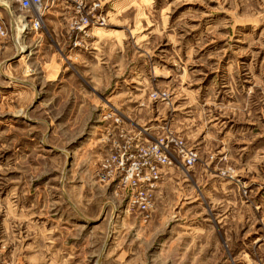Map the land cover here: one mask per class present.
Segmentation results:
<instances>
[{"label":"rangeland","instance_id":"1","mask_svg":"<svg viewBox=\"0 0 264 264\" xmlns=\"http://www.w3.org/2000/svg\"><path fill=\"white\" fill-rule=\"evenodd\" d=\"M41 1L0 8V264H264V0ZM167 130L196 163L128 208L101 165Z\"/></svg>","mask_w":264,"mask_h":264},{"label":"built area","instance_id":"2","mask_svg":"<svg viewBox=\"0 0 264 264\" xmlns=\"http://www.w3.org/2000/svg\"><path fill=\"white\" fill-rule=\"evenodd\" d=\"M20 9L27 13L20 17L22 30L37 32L43 28L44 7L41 0H17ZM83 0H77L78 11L82 10ZM22 22L25 26L22 25ZM88 19L81 16L73 25V29L82 31ZM0 35L7 36L6 30L0 26ZM153 100L164 101L165 92L150 94ZM146 129L142 132L145 135ZM129 139L125 146L111 152L110 156L101 165V178L117 180L118 188L125 194L128 208L136 207L142 212H148L153 207V191L155 182L160 177V168L170 166L174 161L181 166L191 168L197 160V152L189 148L185 142L167 130L164 136L145 146L140 138Z\"/></svg>","mask_w":264,"mask_h":264},{"label":"crops","instance_id":"3","mask_svg":"<svg viewBox=\"0 0 264 264\" xmlns=\"http://www.w3.org/2000/svg\"><path fill=\"white\" fill-rule=\"evenodd\" d=\"M3 2V1H2ZM5 6L2 4V6H0V8H2L3 10H4V14L6 15V16H8V18L11 20V22H16V23H20V17H16V16H14V12H12L11 10H5V8H4ZM13 19V20H12Z\"/></svg>","mask_w":264,"mask_h":264}]
</instances>
